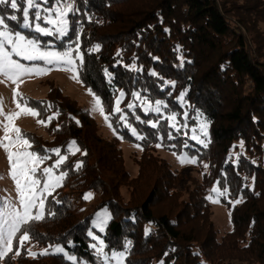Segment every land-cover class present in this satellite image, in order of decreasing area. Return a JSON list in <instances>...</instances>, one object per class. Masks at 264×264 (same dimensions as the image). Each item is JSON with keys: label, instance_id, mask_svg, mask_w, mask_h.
Segmentation results:
<instances>
[{"label": "trees", "instance_id": "16d2710c", "mask_svg": "<svg viewBox=\"0 0 264 264\" xmlns=\"http://www.w3.org/2000/svg\"><path fill=\"white\" fill-rule=\"evenodd\" d=\"M53 3L49 0V6ZM75 4L80 11L70 15L68 37L60 39L20 28L21 13L7 5L0 6V15L11 29L38 38L46 50H62L82 27V84L102 97L108 112L117 90H123L126 95L121 108L128 122L147 137L136 139L117 123L116 116L112 117L115 137H101L90 112L60 88L52 86L44 99H29L33 106L41 102L53 105L40 118L60 111L46 128L52 140L26 134L35 150L60 147L64 154L67 143L75 140L81 151L87 152L76 153L68 161L71 167L84 162L79 171L73 168L74 176L85 190L102 194L97 209L110 211L112 219L101 235L106 250H123L124 242L131 241L125 264H236L246 259L243 263L264 264V0H75ZM12 14L18 16L17 21L8 19ZM95 44H100L101 50L88 52ZM133 64L140 70L126 67ZM105 68L112 73L111 83L104 75ZM164 81H175V87L165 86ZM133 91L150 103L162 100L168 107L161 114H146L142 106L130 111L126 105L133 102ZM181 92H186L183 106L178 99ZM173 112L189 129L198 127L197 113H202L209 125L207 147L190 139L189 129L176 133L168 128L166 117ZM149 120H159V129L141 123ZM168 131L176 138L167 139ZM186 131L188 136L183 135ZM158 135L164 137L161 147L156 146L161 143ZM122 141L143 149L139 175L132 180L122 164ZM157 148L186 154L203 170L207 164L206 173L201 181L180 190L182 176L154 156ZM62 170L67 169L62 166ZM217 182L230 192L227 198H220L231 216L232 228L224 234L211 222V203L206 199ZM123 186L133 190L128 201L119 191ZM61 189L53 195L62 202L50 204L56 215L33 222L30 232L35 239L21 249L19 257L0 264H42L48 260L71 264L59 254L30 257L26 249L31 243L45 247L61 244L79 261L97 264L93 241L87 236L94 214L80 219L74 203ZM238 199L241 202L234 203Z\"/></svg>", "mask_w": 264, "mask_h": 264}, {"label": "snow or ice", "instance_id": "6c2138e0", "mask_svg": "<svg viewBox=\"0 0 264 264\" xmlns=\"http://www.w3.org/2000/svg\"><path fill=\"white\" fill-rule=\"evenodd\" d=\"M7 5L14 13H21L22 22L20 28L29 29L39 36L52 37L57 39L68 37L70 31V15L79 13V8L75 7V0H54V3L49 6V0H0V6ZM11 21H17L18 16L12 14L8 16ZM83 28L76 33L75 40L69 38L66 47L62 50H47L41 47V41L36 38H30L28 35L18 30H13L6 23L5 16L0 15V83L11 82L15 85L12 91V99L17 111L5 112L4 101L0 98V130L3 135L0 136V149L6 154L9 169L8 176L14 183L16 196L14 200L0 199V262L11 260L21 255V249L25 248L35 236L30 232V225L33 222L43 221L46 216H55L56 213L50 208L51 203L60 204L62 201L57 199L53 194L57 189L64 186V182L68 176V171L62 170L70 156L76 153L87 155V152H82L75 140L67 143L64 154L61 148L44 149L43 152L37 151L33 147V141L22 132L15 121L21 116H31L39 118L42 112H50L53 108L52 104H43L41 102L37 106L30 104L29 100L19 91L20 85L26 77H39L47 75L53 69L65 71L71 74L70 78L77 83H83L81 74L85 67V53L81 50V34ZM101 50L100 44L93 45L88 52L96 53ZM120 55V52H117ZM18 57L19 59H14ZM158 59V58H156ZM39 62L25 64L21 61ZM129 70L138 71L135 64L126 66ZM105 77L111 83L113 76L107 68L104 70ZM152 76H157L156 72L149 73ZM165 86L171 85L175 87V81H164ZM111 111H106V105L102 97L97 95L92 88L87 89V93L92 97V105L90 113L98 112L106 126L112 130L113 134H117V129L113 126L112 117L116 116L117 123L129 129L131 134L138 140H144L147 137L138 133L135 127L128 122V115L121 108V104L125 99V92L117 90ZM186 92H181L179 101L184 104ZM133 102H129L126 107L128 110H134L142 106L143 111L147 114L154 112L161 114L162 110L167 108L162 100H156L150 103L146 97H143L140 92L133 91L131 93ZM139 102V103H137ZM60 116V111L57 110L46 118L37 119V123L47 127L53 120ZM184 119H188V113L183 114ZM202 113H197V120H200ZM72 119H75L74 117ZM137 120L140 118L137 116ZM167 126L169 129L175 130L176 133H181L183 129H189L187 123L180 124L177 119V113L173 112L166 117ZM79 124V121H75ZM149 125L152 129H159V120L153 122L141 121ZM208 122L200 120L198 127L190 128V139L207 147V143L201 138L208 136ZM57 131L59 126H57ZM184 136H188V132H183ZM122 139V137H119ZM157 138L161 143H157V147L162 146L163 136L158 135ZM176 137L172 131H168L167 139L173 140ZM243 142L240 147L243 148ZM139 147V145H136ZM175 147V145H172ZM184 147H188L185 142ZM143 150V149H141ZM176 155V153H173ZM55 157V159H53ZM49 160L52 164L43 166ZM177 160L180 164L196 163L194 158L188 157L186 154L177 155ZM84 166L83 161H77L73 168L79 171ZM208 167L207 164L204 165ZM2 178V177H0ZM255 178L253 177V182ZM230 195L227 187H221L220 182L210 190V194L206 197L212 203H219L220 198H227ZM49 197L52 198L49 201ZM93 198L92 192H87L82 195L85 201ZM241 200H236L238 204ZM112 219L111 214L107 209H102L95 213L91 220V228L87 231V236L91 237L95 243L91 244L94 250V255L97 258V264H125L127 256L131 252V241H125L123 250L106 251L108 245L105 239L98 236L93 229L104 233L108 222ZM146 235L148 230L146 229ZM14 243L16 250L14 251ZM69 245L72 244L68 240ZM27 254L33 258L37 256H47L59 254L71 264H87V262L79 261L75 255L69 254L65 247L61 244H50L47 248L39 253L32 251L29 247L26 249ZM160 264H164L163 261Z\"/></svg>", "mask_w": 264, "mask_h": 264}, {"label": "rangeland", "instance_id": "374dc122", "mask_svg": "<svg viewBox=\"0 0 264 264\" xmlns=\"http://www.w3.org/2000/svg\"><path fill=\"white\" fill-rule=\"evenodd\" d=\"M135 4V3H134ZM76 7V4H75ZM56 38V37H55ZM53 49V48H52ZM55 50V49H53ZM14 59H19L18 57H14ZM25 64H32V63H39V62H29V61H21ZM71 74L65 71H60L53 69L50 71L47 75L44 76H33V77H26L24 78V82L20 85L19 91L23 94L24 97L29 99H44L46 98L49 93L50 89L54 87L60 88L62 92L69 97L70 99L75 100L78 102V104L86 111H89L92 105V97L87 93V89L85 86L81 83H77L76 81L72 80L70 78ZM3 78H0L2 80ZM15 85L11 84V82H4L0 83V98L4 101V110L5 112H11V111H17L15 108V104L13 103L12 99V91ZM90 112V111H89ZM96 121V127H98V134L105 138V139H111L115 137L112 130H110L102 116L98 113H89ZM40 118V117H39ZM36 117L31 116H21L19 119L15 121L17 126L22 130L24 134L28 133H36L43 138L47 140H52L53 138L48 134L47 127L41 126L37 123ZM200 120H204L200 117ZM198 121V123L200 122ZM3 135L2 130H0V136ZM202 139L205 140V137L201 136ZM120 152L122 155V161L125 166V169L128 173V177H130V180L136 178L139 175L140 166H139V160L141 158L140 147H136L135 144H131L129 142L122 141V143L119 145ZM158 158L164 160L166 163L170 165V167L173 169V171L179 172L182 177L180 178V185L177 187L180 190L184 189V187L191 186L197 181H201L203 178V173H206L203 168L198 166L196 163H185L180 164L177 160V155H173L172 152L162 150V148H157L155 155ZM43 167V165H42ZM66 171H68L67 176V184L64 183V186L61 187L62 193L67 196L69 200H71L76 210L79 214L80 219H84L86 216L92 215L97 211H100L102 209L107 208H101L97 209L98 206L101 203V196L102 194L100 192L85 190L78 179L73 174V167H71V164L69 161H67L66 165L64 166ZM8 161L6 159L5 152L0 149V199L2 200H14L16 193L14 188L13 181L8 176ZM129 186H123L119 190L121 193V196L123 200L128 201L131 198V194H133V190ZM93 193V198L90 200L85 201L82 199V195L87 192ZM211 203V210H212V216H211V222L214 223L216 226V230L219 234H224L231 230L232 225L231 224V216L229 210L219 203ZM108 210V209H107ZM110 213V211L108 210ZM94 216L92 218H94ZM109 224V222H108ZM202 225V224H201ZM108 227V225H107ZM106 227V229H107ZM93 231L100 237L104 233H100L98 230L93 229ZM106 231V230H105ZM204 235H201L203 238ZM93 241V240H92ZM92 244L95 243V241L91 242ZM27 248H31L32 251L39 253L43 249L47 248L45 246H39L36 243H31L30 245H27ZM63 246V245H62ZM66 250V248H65ZM67 251V250H66ZM109 251L110 250H106ZM31 257V256H30ZM33 258V257H32ZM243 262H247V259ZM236 263V264H246V263ZM42 264H55L53 261L48 260L46 262H43ZM114 264V262H113Z\"/></svg>", "mask_w": 264, "mask_h": 264}]
</instances>
